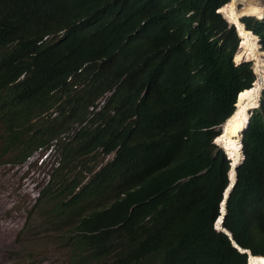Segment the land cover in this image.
Here are the masks:
<instances>
[{
  "label": "trees",
  "instance_id": "trees-1",
  "mask_svg": "<svg viewBox=\"0 0 264 264\" xmlns=\"http://www.w3.org/2000/svg\"><path fill=\"white\" fill-rule=\"evenodd\" d=\"M48 1L11 0L0 45L34 55L25 66L51 86L70 78L77 110L112 91L108 104L123 119L121 158L92 178L106 180L110 209L80 218L79 241L90 253L82 263L246 264L213 228L229 162L212 141L254 81L250 63L234 65L238 38L216 12L228 0H53L56 9L46 11ZM242 21L264 50V19ZM35 33L53 38L35 46ZM242 149L222 226L264 256V93ZM86 195L83 187L74 198Z\"/></svg>",
  "mask_w": 264,
  "mask_h": 264
},
{
  "label": "clouds",
  "instance_id": "clouds-1",
  "mask_svg": "<svg viewBox=\"0 0 264 264\" xmlns=\"http://www.w3.org/2000/svg\"><path fill=\"white\" fill-rule=\"evenodd\" d=\"M230 2L231 0H228L216 12L221 15L229 27L234 28L235 34L237 32L239 34L236 35L238 42L232 61L235 66L241 63H250L254 76V81L250 87L252 88L259 80L255 60L242 57L239 61H235L238 49H240L239 44L242 41L239 27L244 31L251 32V37L254 36L260 44L257 50L261 49L263 52H259L264 54L258 36L247 28L242 21L246 17H250L255 21H262L264 14L259 18L254 15L240 16L238 27L230 22L226 14L219 12V9ZM10 6L11 0L0 3V18L8 14ZM241 6L238 5V8L242 9ZM48 7L46 11L54 10L56 9V3L49 0ZM44 29L41 28L42 31ZM71 35L73 36L70 37L72 41L81 39V35L76 37L73 33ZM33 37L35 46H47L48 40L53 38L44 33H35ZM32 56L34 55L24 58L16 57L11 41L0 45V191H2L0 197L8 200L3 205H8L9 210L14 212L18 209L19 212L31 216V219L27 218L24 224L30 227L32 223L40 229L33 239L38 243L40 240L45 241L44 256H46L47 247V256L52 252V249L58 252V257L55 258L57 264H83L81 257L90 255V253L79 241L80 218L88 212L92 216L110 209L112 200L108 197L106 180L92 178L96 174L104 175V169L118 161L122 156L124 149L120 134L123 125L122 114L108 104L112 91L107 92L98 99L95 105L89 107L86 112L77 110L72 98L69 97L76 90V87L71 84L70 78H65L61 84L52 85L48 91L42 92L46 82L39 80L31 67L25 66L26 63L30 62ZM9 78L11 79L7 81ZM30 86L36 88L39 92L26 97L13 95V93ZM259 86L262 88L260 97L262 99L264 84L260 82ZM238 94L231 116L237 108ZM256 105L257 102L250 109H246L248 120L244 132L249 126L252 110L257 109L260 105V99L259 105L254 107ZM227 119L217 128L219 130L218 136L222 135L221 129ZM220 127L221 129H219ZM218 136L213 139L214 144V140ZM242 140L240 139V150L243 158ZM221 150L229 162L228 185L231 159L227 157L225 149L222 148ZM36 153L38 154L35 161H29ZM38 158H40L39 161H37ZM23 163H26V169L21 170V167H24L21 166ZM44 163L49 165L50 170L40 187L35 190L28 189L31 202H28L30 206L25 211L20 205L27 202L25 177L28 166L31 164L41 166ZM6 165H9L11 169L5 170L4 166ZM159 174L160 168L148 175L145 186L152 183ZM73 182H76L75 187H73ZM36 186L37 184L32 185L33 188ZM83 187L87 188L86 199H75L74 195L78 194ZM224 190L219 203V214L213 223V228L223 234L225 233L218 229V225L222 226L226 215V204L222 222L218 224V221L222 216L221 210L223 213ZM32 191L34 193H31ZM149 200L147 199L146 202ZM223 229L226 230L224 227ZM106 231L107 227L97 231L87 229L88 235L91 237L99 236ZM232 240L235 242L233 238ZM236 245L240 247L237 243ZM245 255L247 256V254ZM252 256L264 259V256ZM247 258L246 264H248Z\"/></svg>",
  "mask_w": 264,
  "mask_h": 264
},
{
  "label": "rangeland",
  "instance_id": "rangeland-1",
  "mask_svg": "<svg viewBox=\"0 0 264 264\" xmlns=\"http://www.w3.org/2000/svg\"><path fill=\"white\" fill-rule=\"evenodd\" d=\"M249 1L251 5L255 7H262L263 14H264V0H246ZM252 1V2H251ZM244 5L241 6L243 8ZM259 9V8H258ZM261 11V10H260ZM262 14V16H263ZM248 16V15H241ZM261 16V15H260ZM238 36V32L236 33ZM254 37V36H252ZM255 38V37H254ZM255 40V39H254ZM257 40V39H256ZM254 41L257 44V47L260 46L259 42ZM241 43V42H240ZM240 45V44H239ZM260 48V47H259ZM239 50V49H238ZM260 52H263L259 49ZM245 59L246 56H245ZM247 61V60H246ZM251 61V60H248ZM261 92V91H260ZM261 97V94H260ZM259 97V99H261ZM259 99L257 101V107L259 105ZM250 114V112H249ZM221 129V127L219 128ZM215 144L218 148L222 149V145L217 142L215 139ZM239 141V140H238ZM241 146V145H240ZM38 153L34 154L29 161H35V157ZM40 158L37 159L39 161ZM26 163L21 164V170L26 169ZM5 170L11 169L9 165L4 166ZM50 168L49 165L42 164L41 166H34L31 164L28 166L25 182L27 183L26 186V201L24 204L20 205L25 211L30 206L31 199L28 189H36L40 187L46 177L47 173L49 172ZM33 184H37L35 188L32 187ZM2 191H0L1 194ZM31 193H34L32 191ZM6 199L0 197V222L2 223L0 228V264L4 262V264H57L55 258L58 257V252L52 249V252L47 256V247H46V256H44L43 252L45 249V241L40 240L38 243L35 239H33L40 230L38 227L34 226L32 223L30 227L27 224H24L27 218L31 219L30 215H26L23 212H19L16 209L14 212L9 210L8 205H3ZM13 216V217H12ZM31 222V221H30ZM10 236L12 242L8 238Z\"/></svg>",
  "mask_w": 264,
  "mask_h": 264
},
{
  "label": "bare ground",
  "instance_id": "bare-ground-1",
  "mask_svg": "<svg viewBox=\"0 0 264 264\" xmlns=\"http://www.w3.org/2000/svg\"><path fill=\"white\" fill-rule=\"evenodd\" d=\"M238 5H244V7L242 9H239ZM219 12L226 14V17L230 20V22L238 26L239 25L238 18L242 14L254 15L255 17L259 18L260 15L262 16L263 14V9H261L260 11V7H257L256 5L254 7L253 5L250 4L249 1L247 2L246 0H231L229 4L219 9ZM239 30L242 36L241 38L242 41L240 44V49L235 57V61H239L242 57H245V56L247 59L251 58L255 60L256 72L258 73L259 80L257 84L255 83L252 86V88H250L249 90L248 89L244 90L243 93L241 92L240 96L238 95L239 100L237 101L238 105H236L237 108L235 110V113L233 114V116L227 119L224 125V130H223L222 135L216 138L217 142H219V144L222 145V148L225 149V152L227 153V157L231 159V163L234 165L240 163V161L238 162V160L240 159L239 157H240L241 150L239 151V149L241 148L240 146H237V144L235 143L236 139L238 138L239 127L246 120V109L249 108L250 106L255 105L260 97V94H261L260 91L262 88H260L259 83L261 82L262 84H264V54H261L257 50L258 47H257V44L254 43L255 38L251 37V32L244 31L240 27H239ZM261 57H263V59H261ZM10 79L11 78L7 79V81H9ZM50 86H51L50 83L44 84L42 88V92L48 91ZM37 92L39 91L36 88H33L30 86L29 88H24L23 90L17 93L16 92L13 93V95L26 97V96L36 94ZM243 129L241 130V133H240V139H241V134L243 132ZM239 145H240V140H239ZM233 178L234 176H232V180ZM0 224L2 225L1 222ZM1 225H0V228H1ZM8 238L10 239L11 242L12 240H14V239H11L9 235H8ZM6 259L4 260L2 264L5 263ZM248 264H264V259L259 258V257H251L248 260Z\"/></svg>",
  "mask_w": 264,
  "mask_h": 264
},
{
  "label": "water",
  "instance_id": "water-1",
  "mask_svg": "<svg viewBox=\"0 0 264 264\" xmlns=\"http://www.w3.org/2000/svg\"><path fill=\"white\" fill-rule=\"evenodd\" d=\"M251 107H252V106H250L249 109H250ZM223 130H224V126L222 127L221 132H223ZM243 134H244V131H243V133H242L241 140H242ZM243 160H244V156H243L241 162H240L238 165H237V164L234 165V164L231 163L230 173H229V183H228V185L226 186V188H225V190H224V194H223V202H222L223 213H222V210H221V214H222V216H220V219H219V221H218V224H219L220 222H222L223 215L225 214V210H224V209H225L226 200H227V198H228V196H229L230 191L232 190V188L234 187V185H235V183H236V168L242 163ZM233 175H234V178H233V180H232V176H233ZM218 229L221 230V231H223V232L228 236V238L231 240V242H232V244L234 245V247H235L240 253H242V254H247V256H248L247 261L249 260V258L253 257L249 250H244V249L238 247V246L236 245V243L233 242V240H232V238H231V235H230L226 230H224L223 227H222L220 224L218 225Z\"/></svg>",
  "mask_w": 264,
  "mask_h": 264
}]
</instances>
